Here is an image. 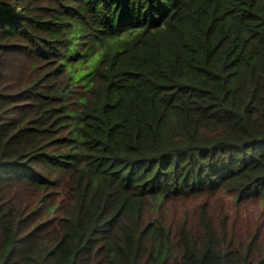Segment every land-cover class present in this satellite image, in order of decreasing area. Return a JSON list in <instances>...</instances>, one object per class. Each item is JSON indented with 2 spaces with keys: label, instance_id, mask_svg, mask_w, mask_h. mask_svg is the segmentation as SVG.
Returning <instances> with one entry per match:
<instances>
[{
  "label": "trees",
  "instance_id": "trees-1",
  "mask_svg": "<svg viewBox=\"0 0 264 264\" xmlns=\"http://www.w3.org/2000/svg\"><path fill=\"white\" fill-rule=\"evenodd\" d=\"M0 264H264V0H0Z\"/></svg>",
  "mask_w": 264,
  "mask_h": 264
}]
</instances>
